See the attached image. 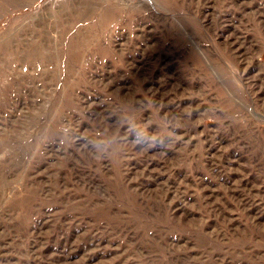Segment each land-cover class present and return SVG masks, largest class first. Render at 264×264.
I'll list each match as a JSON object with an SVG mask.
<instances>
[{"label":"rangeland","instance_id":"374dc122","mask_svg":"<svg viewBox=\"0 0 264 264\" xmlns=\"http://www.w3.org/2000/svg\"><path fill=\"white\" fill-rule=\"evenodd\" d=\"M0 264H264V0H0Z\"/></svg>","mask_w":264,"mask_h":264}]
</instances>
